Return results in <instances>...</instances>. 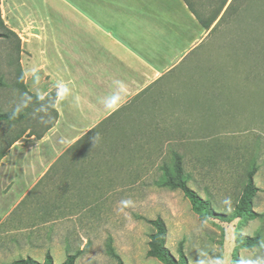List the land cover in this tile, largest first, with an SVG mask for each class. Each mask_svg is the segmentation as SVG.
<instances>
[{"label":"rangeland","instance_id":"1","mask_svg":"<svg viewBox=\"0 0 264 264\" xmlns=\"http://www.w3.org/2000/svg\"><path fill=\"white\" fill-rule=\"evenodd\" d=\"M193 3L206 18L219 7V0ZM239 8L238 22L207 36L182 72L134 99L82 148L113 175L114 206L99 218L104 222L55 224L48 239L33 216H10L0 221V264L27 257L42 263L46 253L53 264L68 256L72 264H115L109 246L124 264H161L146 256L154 232L147 221L158 217L176 259L182 251L188 264H264V4ZM17 44L15 36L0 38V113L17 117L0 123V152L18 135L41 134L53 118L51 100L41 103L19 74ZM174 152L188 187L219 216L201 221L180 190L155 184L160 167H173ZM251 170L258 217L238 218L235 206Z\"/></svg>","mask_w":264,"mask_h":264},{"label":"crops","instance_id":"2","mask_svg":"<svg viewBox=\"0 0 264 264\" xmlns=\"http://www.w3.org/2000/svg\"><path fill=\"white\" fill-rule=\"evenodd\" d=\"M193 1L0 0L26 80L39 98L57 92L53 127L40 139L20 138L0 161V221L33 216L48 239L55 224L104 222L113 175L81 150L87 140L68 149L177 67L231 2L205 29Z\"/></svg>","mask_w":264,"mask_h":264},{"label":"trees","instance_id":"3","mask_svg":"<svg viewBox=\"0 0 264 264\" xmlns=\"http://www.w3.org/2000/svg\"><path fill=\"white\" fill-rule=\"evenodd\" d=\"M226 2H227V0H219V7L216 8V10L214 12L210 13L208 18H206L205 16H202L201 14L200 15L198 14L197 16L195 14L200 25L205 29H209L210 26L213 24V22L215 20H217V18L219 17V14L223 10ZM235 2H236V0H231V2L228 4L226 9L224 10L222 15L220 16V18L216 22L215 26L210 30L208 36H210L212 33L216 32L221 27V25H223L224 23L228 24L230 20L238 22L239 10H240L239 7H240L241 2H245V5L250 4L251 7L253 4L258 5L259 2L264 4V0H240V1H238V3H235ZM187 5H188V3H187ZM188 6L192 10L190 4ZM244 10H246V8ZM257 12H258V9H257ZM263 12L264 11H261L259 14H260L261 18L264 20V13ZM257 18L258 17H255L253 20H255ZM10 35L15 36L17 39V43H18L17 44L18 45L17 51L19 54L21 52L20 40L12 31H10L9 29L6 28V26L4 25V23L1 19V16H0V38H7ZM195 50H193V51H195ZM190 53L185 57V59H183V61H181L179 63V65L177 67H175L169 73H167L166 75L161 77L159 80H157L146 91H144L140 95L134 97V99L145 94L146 92L151 90V88H153L154 86L159 85L164 81L174 79L178 75V71L182 72L181 70H178V69L183 64V62L186 60V58L190 55ZM18 70H19V74L21 76H23L22 69L20 68L19 65H18ZM24 92H27L26 94L33 96L32 98L37 100L36 99V98H38L37 96L28 93V91H25V89H24ZM56 97H57V92L54 90V91H51L50 93H48L47 95H45L43 98L39 99L41 103H45L49 99L51 100L50 109H51L53 118H52V121L50 122V124L45 128V130L41 134H39V135L29 134L28 137L35 136L37 139H40L43 137V135L50 128L53 127V125L55 124V122L57 120V112L54 109ZM119 111L115 112L114 114L109 116L107 119L103 120L97 127H95L89 133H87L79 142L72 145L68 149V151L78 150V146L86 140L88 142L85 146L88 149V146H91L90 140L92 141V139L98 133V131L101 128L103 129L105 127V125H107V123L112 122L114 116H116ZM14 119H17V117H16V115H14L12 113H0V123H2V122L10 123ZM21 137H22V135H18L17 137H15L10 143H8L7 147L3 151L0 152V161L5 156L7 150L15 142H17V140H19ZM116 150H118V147L111 148L109 151L111 152V151H116ZM173 161H174L173 167H168L167 165H163L162 167H160V170L162 171V173H161L159 179L155 181V184L159 187L170 189V190H180L183 193L184 197L189 201L192 211L198 216L199 220L205 221V220L212 219L216 216H219L213 210L211 203L208 200L202 199L193 189L188 187L187 182L183 176L181 157L176 152H174V154H173ZM253 176H254V170H251L247 173L246 184L242 190L241 197L239 198V200L235 206V214H236V217H238V218L254 219V218L258 217V214L252 210V199L255 197V194L257 192V188L254 186V183H253ZM147 223L153 227L154 232L149 236L150 240L148 243V251L146 253V256L148 258H153V259L157 260L161 264H188L186 257L184 256L182 251H180L179 257H178V259H176L170 253V251L166 248L165 244H166L167 228H166L164 221L158 217L154 220H148ZM107 251H108L109 255L115 260V264H124L122 259L117 254H115L113 252V250L110 246L107 249ZM72 262H73V257L68 256L62 264H72ZM10 264H53V261H52L51 255L49 253H46L44 261L42 263L38 262V261H36L30 257H27L24 259L13 261Z\"/></svg>","mask_w":264,"mask_h":264},{"label":"clouds","instance_id":"4","mask_svg":"<svg viewBox=\"0 0 264 264\" xmlns=\"http://www.w3.org/2000/svg\"><path fill=\"white\" fill-rule=\"evenodd\" d=\"M93 139H95V137Z\"/></svg>","mask_w":264,"mask_h":264}]
</instances>
